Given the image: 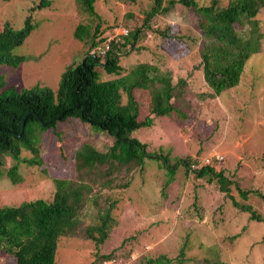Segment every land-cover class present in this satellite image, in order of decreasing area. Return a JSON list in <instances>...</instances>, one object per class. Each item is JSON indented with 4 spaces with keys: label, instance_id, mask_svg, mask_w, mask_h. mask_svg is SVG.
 Instances as JSON below:
<instances>
[{
    "label": "rangeland",
    "instance_id": "1",
    "mask_svg": "<svg viewBox=\"0 0 264 264\" xmlns=\"http://www.w3.org/2000/svg\"><path fill=\"white\" fill-rule=\"evenodd\" d=\"M51 1L49 8L35 13V29L13 50V54L25 57L24 62L18 68L0 66V77L7 87L20 91L40 85L57 91L62 74L81 61L86 51L92 54L86 42L73 37L78 25L92 32L99 25L106 40L99 45L108 46L113 28L141 23L151 5L150 0H95L97 18L80 8L76 0ZM168 1L163 0L162 5ZM195 1L208 5L211 0ZM33 2L38 0H0V32L5 23L19 30ZM184 15L180 4L166 15H155L146 36L135 46L137 50L120 55L121 76L141 62L157 64L158 60L170 70L174 83L187 79L182 97L174 101L175 111L155 118L150 128L138 130L134 137L146 144L149 152L167 156L171 164L178 159L204 164L205 157L219 155L221 163L214 168L232 181L228 195L219 190L216 181L196 179L183 166L170 178L161 162L146 160L141 170L116 181V185L128 182L127 188H93L92 193L98 191L94 198L98 208L91 203L81 215L82 224H93L97 212L112 204L114 223L107 238L98 244L79 234L62 237L55 264H97L99 256L117 253L132 254L135 264H208L205 259L214 264H264V224L251 220L240 208L249 205L264 220V204L254 194L247 199L239 194V190L264 194V38L261 52L247 61L239 84L215 99L202 101L198 95L209 90L199 65L201 31ZM257 18L264 32V8ZM155 29L169 31L172 38H160ZM180 41L189 46L187 55L181 50L179 54ZM114 77L102 74L105 80ZM144 94L140 90L132 93L140 120L150 107L148 93ZM122 101L127 102L124 93ZM39 142L42 166L19 164V184L8 179L6 172L14 161L5 158L0 167V207L37 199L51 201L53 179L73 178L74 156L83 144L105 151L113 143L105 133L75 120L59 123L55 131L43 133ZM21 157L29 159L33 154L23 150ZM181 251L183 256L179 257ZM0 264L15 261L0 252Z\"/></svg>",
    "mask_w": 264,
    "mask_h": 264
},
{
    "label": "trees",
    "instance_id": "2",
    "mask_svg": "<svg viewBox=\"0 0 264 264\" xmlns=\"http://www.w3.org/2000/svg\"><path fill=\"white\" fill-rule=\"evenodd\" d=\"M150 1L149 11L141 23L136 21L133 26H122L127 28L128 35L121 38L120 43L110 44L101 56L86 51L81 61L62 74L57 91L40 85L17 91L14 86L7 87V82L0 77V167L6 157L14 161L6 172L12 184L22 181L19 164L42 166L37 145L42 134L55 131L59 123L75 120L96 132L105 133L113 141L105 151L83 144L74 156L73 178L53 179L55 191L51 201L37 199L0 207V252L12 256L15 264H55L58 240L62 237L79 234L102 243L114 223L113 205L98 211L95 222L83 227L81 215L90 209L91 203L98 208L94 201L98 191L92 193L93 188H127L128 182L116 185V181L141 170L146 160L161 162L170 178L179 166H183L186 172L192 171L196 179L206 178L209 183L216 181L219 190L228 195L233 183L223 171H216V161L190 164L186 159H178L171 164L167 156L149 152L147 145L134 137L138 130L150 128L155 118L168 117L175 111L174 101L182 97L187 79H178L174 83L170 70L158 60L157 64L141 62L121 76L119 58L130 49H136L155 15H166L175 4H180L185 9L184 18L201 31L199 65L209 91L198 98L202 101L215 99L239 84L247 61L261 52L264 32L257 17L264 8V0H211L208 5H200L195 0H169L166 6L162 5L163 0ZM75 2L98 18L95 0ZM51 3V0L33 2L19 30H14L9 23L4 24L0 32V66L18 68L24 62L25 57L13 54V50L35 29V13L49 8ZM153 31L162 39L172 38L169 31ZM73 37L86 42L90 50L105 41L99 25L93 32L85 25H78ZM178 44L179 54L181 50L187 55L189 46L181 41ZM103 73L115 77L105 80ZM139 90L148 93L150 100L148 114L143 120L139 119L140 109L132 95ZM123 93L127 96L126 103L122 101ZM23 150L30 151L33 157L22 158ZM239 194L245 199L254 194L264 204V194L260 191L239 190ZM233 205L239 207L236 202ZM240 208L250 214L251 220L264 224L263 218L251 206ZM129 255L99 256L96 262L101 264L113 257L127 259ZM182 256L183 251L179 254ZM159 260L163 261L162 258ZM205 260L208 264L216 263Z\"/></svg>",
    "mask_w": 264,
    "mask_h": 264
},
{
    "label": "built area",
    "instance_id": "3",
    "mask_svg": "<svg viewBox=\"0 0 264 264\" xmlns=\"http://www.w3.org/2000/svg\"><path fill=\"white\" fill-rule=\"evenodd\" d=\"M128 35L127 28L124 27H116L112 29L110 37L107 39L108 46H100L98 45L97 48L92 50V54H97L101 56V54H104L105 51L108 50L110 44L112 43H120L122 40L121 38L126 37ZM106 41V40H105ZM212 161H216L217 163L221 162V157L219 155H212L210 157H206L204 159V163H211ZM136 258L130 254L129 258L124 260L123 258H117L113 257L107 260H103L101 264H135Z\"/></svg>",
    "mask_w": 264,
    "mask_h": 264
},
{
    "label": "water",
    "instance_id": "4",
    "mask_svg": "<svg viewBox=\"0 0 264 264\" xmlns=\"http://www.w3.org/2000/svg\"><path fill=\"white\" fill-rule=\"evenodd\" d=\"M24 124H25V120L23 121V124H22V126H24ZM21 135V134H20Z\"/></svg>",
    "mask_w": 264,
    "mask_h": 264
}]
</instances>
